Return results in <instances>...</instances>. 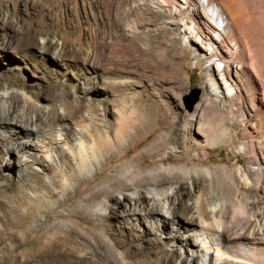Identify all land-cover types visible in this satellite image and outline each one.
<instances>
[{"label":"bare ground","instance_id":"bare-ground-1","mask_svg":"<svg viewBox=\"0 0 264 264\" xmlns=\"http://www.w3.org/2000/svg\"><path fill=\"white\" fill-rule=\"evenodd\" d=\"M146 2L151 7L148 16L151 36L156 40L165 36L166 27L170 26L163 20V13H167L173 19L171 25L182 28L186 48L202 55L208 68L216 70L215 75L208 71L206 77V87L214 97L203 100L198 106L201 112H195L189 125L182 128L178 122L177 128L167 127L148 153L124 161L145 139L140 135L150 125L149 111L124 106L117 111V122L109 128L98 124L94 111L82 113L84 97L81 102L77 101L76 107H70L67 98L71 92L62 90L67 83H57L62 95L49 99L60 103L59 107L43 108L42 101L38 102L25 91L3 90L0 92V129L7 132L4 155L18 153V170L13 175L26 180L27 169L42 168L53 173L52 184L60 186L61 192L71 189L81 179L78 193L85 194L84 204H95L97 218L107 217L104 212H108V218H117L125 210L128 220L155 223L162 234L169 230L167 238L175 242L179 239L186 247L188 264H264V0ZM0 19H4L1 11ZM4 28L20 34L12 20L8 19ZM38 33L39 29L34 27L24 31L22 46L39 47L44 55L55 53L56 43L38 42ZM138 33L141 30L136 23L127 30L130 36ZM112 45L117 47L115 42ZM10 47V43L3 45V50L10 52ZM63 49L68 54L65 44ZM167 79L169 85L180 89V75ZM98 85L93 82V87L85 92H94ZM233 101L238 103L237 109L232 106ZM235 112H240L241 118ZM252 117L257 123L251 122ZM235 122L242 129L240 154L252 169L232 168V157L221 166H212L215 160L200 157L192 162L189 157L193 150L180 147L183 132L191 128L205 138L206 144L222 143L226 140L223 128ZM133 140V146L128 147ZM124 146L128 148L121 156L111 155ZM166 150L167 157L157 165V158ZM2 154L0 149V179L4 169ZM105 158L107 162L102 165ZM117 161L123 163L114 168ZM51 162H58L61 167L55 169ZM236 163H241L240 158ZM12 164L10 160L11 169ZM95 169L98 170L94 175L88 177ZM112 173L115 175L106 179ZM33 176L38 187H46L38 173ZM252 190L254 197H251ZM5 191L0 190V197L12 201ZM55 195L52 190L44 197L51 200ZM72 200L71 196L67 198ZM128 205L130 208L126 211ZM96 239L100 243V237ZM96 248L98 253L99 247ZM154 249L165 251L160 245ZM108 250L114 255L113 249ZM63 251L73 252L71 248ZM174 257V254L166 256L165 263L171 264ZM86 262L101 264L98 259L95 263L89 259Z\"/></svg>","mask_w":264,"mask_h":264},{"label":"rangeland","instance_id":"rangeland-1","mask_svg":"<svg viewBox=\"0 0 264 264\" xmlns=\"http://www.w3.org/2000/svg\"><path fill=\"white\" fill-rule=\"evenodd\" d=\"M149 8L146 0H0V11L4 14V19H0V92L25 91L38 102L42 101V107L46 108L59 107L60 103L49 99L60 97L62 90H70L67 98L70 107H76L77 101L81 102L84 97L82 113L94 111L98 124L109 128L117 122V111L124 106L149 111L152 115L150 125L140 135L145 139L124 161L145 155L165 134L167 127L177 128L178 122L182 128L189 125L195 112H201L198 106L203 100L214 97L206 87V77L208 71L212 75L216 73L212 67L208 68L202 55L186 48L181 37L182 28L172 26L173 19L167 13H163V20L170 26L166 27L165 36L162 40L151 36L148 32ZM8 19L15 23L20 34L4 28ZM134 23L141 33L130 36L127 30ZM31 27L39 29L38 42L56 43V54L44 55L39 47L22 46L23 33ZM114 42L118 48L113 47ZM8 43L12 45L11 51L5 52L3 45ZM63 44L68 54L62 50ZM173 75L181 76L180 89L167 83V77ZM93 82H98L97 89L85 92L93 87ZM57 83L70 86L61 90ZM196 91L199 92L197 101L189 111L186 98L194 96ZM246 102L250 105L247 99ZM232 106L237 109L238 103L233 101ZM235 113L241 118L240 112ZM251 122L257 123L256 118L252 117ZM222 131L226 140L211 145L191 128L183 132L180 147L193 150L189 157L192 162L200 157L215 160L212 166H221L232 157V168L252 169L240 154L243 137L239 122ZM0 136L4 157L0 190H6L12 199L5 201L0 197V264H87V259L93 263L98 259L101 264H166V256L173 254L171 264H188L186 247L179 239L169 240V230L162 234L155 223L135 218L128 220L130 217L124 216L125 210H121L117 218H108V212H104L107 217L97 218L95 204H84L85 194L78 193L81 179H77L71 189L61 192L60 186L52 184L53 173L42 168L27 169L26 180L13 175V171L18 170V153L4 155L7 132L0 129ZM133 143L134 140L130 141L128 147ZM128 147L113 151L111 155L118 158ZM167 152L157 158V165L167 157ZM237 158L240 164L236 163ZM10 160L12 169L8 165ZM122 163L117 161L114 168ZM50 165L55 169L61 167L58 162ZM35 172L46 187H38L33 176ZM52 190L56 195L51 200L45 199ZM254 194L252 190L251 197ZM69 196L73 197L72 201H67ZM110 206L117 209L116 205ZM129 208L126 206V211ZM95 237H100V243ZM155 245L163 246L164 253L156 252ZM96 247H99L98 253ZM68 248L73 250L72 254L63 251ZM108 248L114 250V255ZM188 253L191 254L190 249Z\"/></svg>","mask_w":264,"mask_h":264},{"label":"water","instance_id":"water-1","mask_svg":"<svg viewBox=\"0 0 264 264\" xmlns=\"http://www.w3.org/2000/svg\"><path fill=\"white\" fill-rule=\"evenodd\" d=\"M198 91H196V93L194 94V96L186 98V100L189 99V103L187 104V109L190 111L192 109L193 104L197 101V97H198ZM192 98V100H190Z\"/></svg>","mask_w":264,"mask_h":264}]
</instances>
